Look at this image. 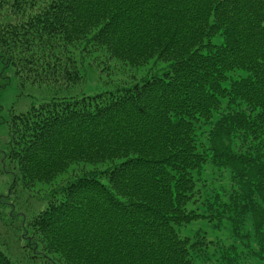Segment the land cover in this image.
I'll return each instance as SVG.
<instances>
[{"label":"trees","instance_id":"obj_1","mask_svg":"<svg viewBox=\"0 0 264 264\" xmlns=\"http://www.w3.org/2000/svg\"><path fill=\"white\" fill-rule=\"evenodd\" d=\"M3 1L15 13L0 60L39 94L0 123L8 166L22 189L54 187L24 228L31 252L264 264V0H47L27 13L28 0ZM85 64L122 75L89 93ZM207 173L229 186L208 188ZM200 217L236 239L181 234ZM0 264L14 263L0 250Z\"/></svg>","mask_w":264,"mask_h":264},{"label":"rangeland","instance_id":"obj_2","mask_svg":"<svg viewBox=\"0 0 264 264\" xmlns=\"http://www.w3.org/2000/svg\"><path fill=\"white\" fill-rule=\"evenodd\" d=\"M8 2L9 1L2 2V0H0V22L5 20V12H7V16L15 13L9 8ZM42 2H47V0H28L27 4H30L29 10H24V12L27 13V11L37 9L38 5ZM23 8L22 5L20 11ZM20 11L18 12L20 13ZM109 66L114 68L117 65L115 61H110ZM126 68L127 67H125V69ZM117 71V73L109 75L104 72L100 73L97 66H88L85 64L82 67L84 90L91 93L95 90L107 87L110 83L114 84L117 82L118 77L122 75V70ZM38 95L36 87L29 84L21 85L14 76L11 68L6 67L4 69L0 60V123L7 117L8 110L12 105L16 111L25 110L31 103L37 102L39 99ZM4 134L5 128L4 126H0V250L3 251L14 264H36L32 262V256L33 258L39 257L36 258V260H42L41 262L43 264H60L59 261L54 262V257L52 258L50 255H46L47 259H42L44 250L40 245L37 247V250L32 253L31 247L34 246L33 242H27L26 240L24 242L22 238L26 233L24 228L28 227L27 222L29 217L37 215L39 210L46 206L45 199L52 193L54 187L52 184L47 186L44 182H35L30 191L26 188L22 189L21 179L15 180V173L8 166L11 160L6 154L7 150L5 147ZM78 167H75V169H78ZM206 178L209 186L208 188L229 186L228 177L214 179L207 173ZM195 206L196 204L193 205V207ZM198 212H202V206L200 205ZM180 229L182 235L188 236H193L196 231H201L206 236L207 240L211 241L213 244L215 242L216 244L224 243L227 245L236 239L231 225L227 220L222 221L220 225H216L215 220L200 217ZM250 231L251 227H249L248 224L242 229V233L247 234ZM24 245H26L28 249L23 248ZM212 250L213 248H210L211 252ZM40 251H42V253Z\"/></svg>","mask_w":264,"mask_h":264}]
</instances>
